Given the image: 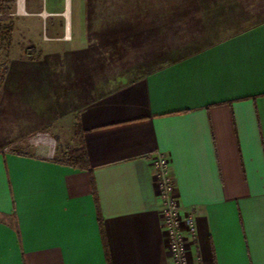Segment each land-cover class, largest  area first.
<instances>
[{"label":"crops","instance_id":"1","mask_svg":"<svg viewBox=\"0 0 264 264\" xmlns=\"http://www.w3.org/2000/svg\"><path fill=\"white\" fill-rule=\"evenodd\" d=\"M68 1L64 36L58 25L54 49L41 51L40 41L36 56L41 66L53 61L43 70L60 83L56 60L76 74L88 71L78 60H91L85 15L70 20ZM206 1L197 9L201 31L181 52L168 47L164 62L150 58L132 80L78 98L70 124L56 111L47 117L45 93L57 89L41 84L32 91L41 89L43 124L15 135L2 117L24 87L0 83V264H172L158 155L170 161L191 264H264V0ZM7 60L5 75L12 61L32 59L12 47ZM93 75L80 77L84 90H94ZM68 127L73 148L83 132L88 168L57 160L60 150L51 158L17 144Z\"/></svg>","mask_w":264,"mask_h":264},{"label":"rangeland","instance_id":"2","mask_svg":"<svg viewBox=\"0 0 264 264\" xmlns=\"http://www.w3.org/2000/svg\"><path fill=\"white\" fill-rule=\"evenodd\" d=\"M179 1L182 2V0H174L176 3ZM188 1L189 3L182 4L180 7L182 9L174 14L160 10L162 7L160 0H70V20L76 19L81 11L85 15L87 46L91 60L78 61L87 65L85 68L94 74L92 87L94 90L90 92L84 90L86 88L84 86L88 87L87 83L80 81V77H89L85 76L88 71L79 68L76 74L69 62L62 60L61 65H57L56 60V68L61 69L62 86L59 77L56 81L54 74L47 73L46 75L44 72L46 70L44 68L51 67L53 61L44 62L46 64L41 66V59H36L40 41L41 51L50 52L46 44L51 43L49 48L51 51L54 49V44L49 37L57 34L58 25L62 28V34L66 29L67 0H23L24 11L22 12L20 0H15L9 10H0V27H2L0 28V83L24 88L15 91L14 108L6 110L7 118L2 117L3 121H12L15 135H21L27 130L41 126L43 124L41 89L32 91V87H41V84H45L55 85L57 89L56 92L45 93L47 117L51 110L56 111L61 114L63 120L69 123L68 121L74 118L78 98V102H81L83 99H89L91 96L112 88L121 79L132 80L150 66L152 67L153 61L152 63L148 61L150 58L155 57L157 62L161 63L167 57H172L171 52H181L183 47L187 46L189 38L195 37L201 31L198 23L200 14L197 9L199 4L204 3V0ZM31 10H40L41 15L31 16ZM53 12L58 15H52ZM120 19L127 20L129 25H125V28H118L116 25L118 21H121ZM28 21L29 24L31 21L32 27L22 28L24 22L29 25ZM136 24H140L141 27L131 29ZM67 37L71 35L67 34ZM63 42L69 45L70 38ZM12 47L15 52L20 51L32 60L12 61L5 75L8 66V52ZM55 47L59 50L65 49L61 46ZM168 47L169 56L166 53ZM144 62L146 64H143ZM72 76L74 80L71 79ZM65 88L68 90L65 91ZM47 123L46 120V125ZM37 132L39 131L27 137ZM41 132H49L56 150L62 153L67 148L73 147L76 142L75 136L70 134L69 127L67 132L62 131L57 136L52 131L42 130ZM19 146L32 149L41 147L45 150L43 146L34 144ZM46 153L47 150L41 154L46 155Z\"/></svg>","mask_w":264,"mask_h":264},{"label":"built area","instance_id":"3","mask_svg":"<svg viewBox=\"0 0 264 264\" xmlns=\"http://www.w3.org/2000/svg\"><path fill=\"white\" fill-rule=\"evenodd\" d=\"M18 145H40L47 150L46 156L54 157L56 147L49 132H37L30 137L20 140ZM13 145L7 148H11ZM155 179L158 184L165 244L171 257L172 264H191L187 246L186 232L183 227L181 206L175 191V182L170 172V161L164 155H158L153 160ZM187 230L195 234L197 227L193 217L186 220ZM200 264V263H198Z\"/></svg>","mask_w":264,"mask_h":264},{"label":"trees","instance_id":"4","mask_svg":"<svg viewBox=\"0 0 264 264\" xmlns=\"http://www.w3.org/2000/svg\"><path fill=\"white\" fill-rule=\"evenodd\" d=\"M15 0H0V10H9L11 8L12 3H14ZM173 1V3H171ZM161 3V9L162 11H166L169 13H174L181 10V5L185 3H189L188 0H182V2L179 1V3L174 2V0H160ZM121 18V17H120ZM121 20V19H120ZM115 25V24H114ZM125 25H129V22L127 20H121L117 22V27H123ZM140 24H136L133 26L134 29H139ZM2 28V27H0ZM132 29V27H131ZM76 136L78 137L80 146L76 148H68L65 152L61 153L57 160L63 161L69 164H73L76 166H80L83 168H88V159H87V153L83 146V132L80 128H78Z\"/></svg>","mask_w":264,"mask_h":264},{"label":"bare ground","instance_id":"5","mask_svg":"<svg viewBox=\"0 0 264 264\" xmlns=\"http://www.w3.org/2000/svg\"><path fill=\"white\" fill-rule=\"evenodd\" d=\"M68 5H69V3H68ZM20 9H21V11H23V0H20Z\"/></svg>","mask_w":264,"mask_h":264}]
</instances>
